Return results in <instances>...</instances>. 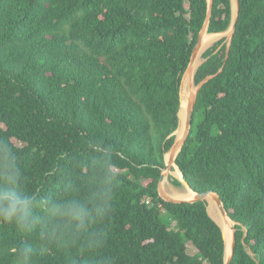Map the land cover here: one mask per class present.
Returning <instances> with one entry per match:
<instances>
[{
    "label": "trees",
    "instance_id": "trees-1",
    "mask_svg": "<svg viewBox=\"0 0 264 264\" xmlns=\"http://www.w3.org/2000/svg\"><path fill=\"white\" fill-rule=\"evenodd\" d=\"M207 13L208 0H0V138L18 149L28 189L91 197L106 178L93 163L100 141L119 178L102 248L87 246L88 233L45 245L39 231L0 225V264H21L25 244L35 250L28 264H225L207 202H167L158 189ZM233 17L231 0H214L208 33L227 32ZM227 47L202 55L196 85L216 76L176 165L237 223L231 264H264V0H240Z\"/></svg>",
    "mask_w": 264,
    "mask_h": 264
},
{
    "label": "clouds",
    "instance_id": "clouds-1",
    "mask_svg": "<svg viewBox=\"0 0 264 264\" xmlns=\"http://www.w3.org/2000/svg\"><path fill=\"white\" fill-rule=\"evenodd\" d=\"M92 146L99 148V155L94 157L93 163H99L106 169L102 185L87 199L70 194L53 199L51 196L37 195L28 189L18 149L6 139L0 138V225H12L24 234L39 231L45 245L60 244L66 239L88 233L87 246L93 250L102 248L107 232L100 226L112 217L119 178L116 173L108 171L114 167L113 147L102 141ZM94 227L97 230L93 233L91 230ZM34 251L31 244L23 245L19 249L21 264H28ZM97 264L111 262L104 257L98 258Z\"/></svg>",
    "mask_w": 264,
    "mask_h": 264
},
{
    "label": "water",
    "instance_id": "water-1",
    "mask_svg": "<svg viewBox=\"0 0 264 264\" xmlns=\"http://www.w3.org/2000/svg\"><path fill=\"white\" fill-rule=\"evenodd\" d=\"M231 1H232L234 17H233L232 25L229 28V30L227 31L229 34V37L227 39V42H228L227 52H228V54L230 52V47H231V43H232V39H233L235 29H236V25L238 22L239 10H240V0H235V1L231 0ZM213 5H214V0H208L207 18L204 22L202 30L200 31L199 37L197 39L196 45L193 49V53H192V56L190 59V63H189V65H188V67H187V69L183 75V78H182L181 87H180L181 106H180V110H179V114H178L179 126H178V128L174 134L176 136V140H175V143L172 146L171 150L165 156L166 166L162 172L158 189H159V194L162 197V199H164L167 202H171V203H197V202H203L204 201V202H207L208 212H209V209L211 208V206H214V208L219 210V213L221 214L223 219L228 218L232 221V223L234 224V227H233L232 234H231L229 240L226 241V238L224 236V240H225V264H231L233 257H234L236 244H237V238H236L237 223H235L229 217V214H228V212L224 206V203H223V201H222V199L218 193H216L214 191H207V192H203V193L194 192L193 190L190 189L188 183L184 180L182 172L178 169V167L176 165V159H177L178 155L180 154V152L182 151V149L186 143V140L190 134L192 125H193V117H194V112L196 109L199 93H200L201 89L203 88V86L216 76V75L209 76L206 79H204L201 83L196 85L195 75H196L198 68L204 63V61L200 64V66L195 71L193 69L196 61L198 59L202 58V55L206 52V50L212 46L211 45L207 49L203 50L204 37L206 34H208V29H209V25H210V21H211V17H212V12H213ZM234 5H235V7H234ZM186 80H188V85H189L190 90L193 87V85H195V90L194 91L191 90L188 97L185 98V100H184L183 90H184V84H185ZM183 109H184V114H183V117L181 118L180 114L182 113ZM173 168L175 170L177 169L181 174V178H178V177H176V178L179 179L183 183V185H185L190 191H192L193 196L191 198H189V199L174 198V197L169 196L166 193V191L164 190V183L166 181L170 182L169 177H170V175H173V173H174ZM210 202H212V204H210ZM209 214H210V212H209ZM222 232H223V230H222ZM223 235H224V233H223Z\"/></svg>",
    "mask_w": 264,
    "mask_h": 264
},
{
    "label": "bare ground",
    "instance_id": "bare-ground-1",
    "mask_svg": "<svg viewBox=\"0 0 264 264\" xmlns=\"http://www.w3.org/2000/svg\"><path fill=\"white\" fill-rule=\"evenodd\" d=\"M235 1V0H233ZM235 7V5H234ZM221 35L220 34H206L205 37H204V47H203V50L207 49L209 46H211L212 44H214L216 41H218L220 39ZM202 63L201 59H198L194 65V71L200 66V64ZM192 91L195 90V86L193 85V87L191 88ZM190 88H189V85H188V80L185 81V84H184V90H183V97H184V100L185 98L188 97L189 93H190ZM183 114H184V109L182 111V113L180 114L181 118L183 117ZM173 175H175L176 177L178 178H181V174L176 171H174ZM188 192L186 194H183V195H177V194H174L170 195L174 198H182V199H189L193 196V193L192 191H190L189 189H187ZM210 204H212V202H210ZM209 212H210V215L211 217L216 221V223H218L220 225V227L222 228L223 230V233H224V236L226 238V241L229 240L231 234H232V230H233V227H234V224L232 223V221L230 219H223L221 214L219 213V210L214 208V206H211V208L209 209Z\"/></svg>",
    "mask_w": 264,
    "mask_h": 264
},
{
    "label": "rangeland",
    "instance_id": "rangeland-1",
    "mask_svg": "<svg viewBox=\"0 0 264 264\" xmlns=\"http://www.w3.org/2000/svg\"><path fill=\"white\" fill-rule=\"evenodd\" d=\"M221 35V37H220V39L218 40V41H216L215 43H217V42H219V41H221V40H223V39H226V42H227V39H228V37H229V34H228V32H225V33H222V34H220ZM214 43V44H215ZM214 44H212V45H214ZM210 47V46H209ZM201 59V61L203 62L204 60L202 59V58H200ZM195 86V85H194ZM170 176H173V177H175L176 178V176L175 175H170ZM188 188L185 186V185H183V187H181V188H178V187H175V186H173L170 182H168V181H166L165 183H164V190L166 191V193L169 195V196H171V195H173V193L174 194H177V195H183V194H186L187 192H188V190H187ZM171 195H170V194ZM172 197V196H171ZM211 216V215H210ZM189 253L190 254H194L195 253V249L192 247V246H189Z\"/></svg>",
    "mask_w": 264,
    "mask_h": 264
}]
</instances>
